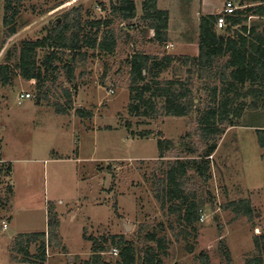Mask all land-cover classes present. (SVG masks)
Segmentation results:
<instances>
[{
    "label": "rangeland",
    "instance_id": "1",
    "mask_svg": "<svg viewBox=\"0 0 264 264\" xmlns=\"http://www.w3.org/2000/svg\"><path fill=\"white\" fill-rule=\"evenodd\" d=\"M110 1L21 0L17 32L6 38L4 0H0V63L8 50L17 54L20 42L42 38L57 19L62 21L65 12L81 8L82 20L109 18ZM134 1L140 14L141 0ZM224 1L207 2L212 9L219 8L218 13ZM189 2L159 1L158 7H168L171 13L170 41L164 47L153 44L152 48L143 43L149 31L144 26L135 27L137 20L129 27L114 19L112 27L118 37L115 53L97 55L88 50L86 60L74 63L72 84L61 68L57 79L44 85L46 97L42 99L36 93L35 81L24 80L14 67L15 57H11V81L0 86V158L3 155L12 161L8 179L0 160V264H17L20 256L12 248L18 234L47 229L50 202L59 220L60 245L46 248V264L88 259L93 246V240H86L90 237L99 243L107 240L103 257L111 262L117 257L113 248L119 251L110 242L112 236L131 242L142 253L144 247L155 246L147 238L152 231L166 240L165 253H160L162 264H198L201 251L208 253L211 264H224L220 241L230 252V264H244L258 254L253 238L264 234V148L258 146L255 130L247 125H264V112L246 109L241 118L234 119L235 126L224 129L216 150L208 157L207 180L195 170L188 171V190H193L195 199L202 202L199 219L194 223L196 231L178 222L176 212H170L168 206L162 209L156 198L160 191L156 179L163 177L169 164L177 158H198L205 143L199 135L196 112L185 117L152 118L139 113L143 106L139 112L133 109L139 101L129 89L127 58L135 49L129 46L141 48L139 35L144 30L140 50L159 57H178L184 51L191 58L195 46L182 43L194 39L202 0ZM183 3L190 12L185 23L179 12ZM41 53L39 50L38 58ZM192 67L189 60L179 58L160 73L159 79L186 81L196 108L201 109L212 86L207 80L197 79L196 73H188ZM64 89L72 94V107L58 114L55 108L67 107ZM26 92L30 97L21 98L20 94ZM251 100L247 97L245 102ZM162 101L155 100L156 108ZM81 108L91 115L76 112ZM159 140L168 142L162 158ZM8 183L12 193L5 204ZM239 200L249 201L251 219L234 211L233 203Z\"/></svg>",
    "mask_w": 264,
    "mask_h": 264
},
{
    "label": "trees",
    "instance_id": "2",
    "mask_svg": "<svg viewBox=\"0 0 264 264\" xmlns=\"http://www.w3.org/2000/svg\"><path fill=\"white\" fill-rule=\"evenodd\" d=\"M58 1L62 3V0ZM252 2L257 5L247 10L254 14L261 9L264 10V0H252ZM20 5L21 0H4L3 25L6 27V38L17 32L16 19L20 13ZM101 7L106 10L104 4ZM109 8L111 16L105 19L82 20L81 8L65 12L62 21L53 23L42 38L20 42L16 55L8 50L4 61L0 63V86H5L11 81L12 70L9 62L11 57L16 59L14 67L18 69L20 76L26 81H35V90L39 99L46 97L43 91L44 85L49 80L55 81L56 74L61 68L72 84L74 63L86 60L88 50L96 51L97 55L115 53L118 37L112 27L114 19L127 23L129 27L137 20V24L153 31V36L150 38L152 43L159 47L167 45L168 12L157 7V0H141L140 16L137 15L134 0H111ZM242 11L236 10L235 16H230L233 25H241L245 21L248 14ZM218 15L204 14L199 17L198 54L196 57L183 59L184 62L189 60L193 66L188 73H196L197 79L207 80L212 86L208 101L201 109L196 108L192 90L185 84L186 81L159 79L160 73L169 68L179 57L170 54H163L159 57L133 49L127 58L129 89L135 93L134 96L139 101L133 106L135 111L139 112L140 107L143 106L139 113L152 118L159 115L185 117L191 112H196L199 135L205 143L204 152L199 154L198 158L175 159L169 164L163 177L156 179L158 190H160L156 192V198L161 208L168 206L170 212H176L177 221H183L189 225L193 232L196 231L194 223L199 219L202 202L195 199L193 190H188V171L195 170L203 180H207L210 170L208 157L216 150L224 129L235 126L234 119L241 118L246 109L264 112V31L261 34H254L255 26L249 28V37L243 34H239L237 38L226 37V34H218L215 31ZM240 27L243 31L246 30V26ZM119 30L123 32L125 28L120 27ZM143 33L144 30L141 34ZM125 35L127 39L128 33ZM129 47L135 48L133 44ZM39 50L42 51L40 58H38ZM226 56L228 57L225 59ZM246 83L248 86L245 88ZM177 85L180 87L177 88ZM243 89H245L244 93ZM63 92L67 98V107L55 108L58 114L67 113L72 107V94L68 89H64ZM146 94L147 97L144 96ZM247 95L253 97V101L245 102L244 98ZM159 98L163 101L160 108H156L155 100ZM75 110L80 115H91L82 108ZM249 126L255 127L257 144L260 148H264V125H247ZM158 147L159 158H162L168 142L159 140ZM189 152L194 153L192 150ZM1 166L5 167L6 175L9 176L10 163L3 162ZM11 193L12 188L8 183L9 198H5V204L10 200ZM233 205H235L236 213H243L249 219L252 218L248 200H239ZM46 226V231L18 234L12 248L15 254L20 256L17 264H46V248L60 245L58 241L59 220L55 206L51 202L47 209ZM147 238L155 242V246H146L143 252L139 253L131 242L122 237L112 236L110 242L118 247L119 251L115 260L111 262L103 257L107 249L105 246L107 240L103 239V242L99 243L90 237L86 240H93L91 256L72 264H162L160 255L165 253L166 247L164 236H158L156 231H152L147 234ZM253 242L258 254L246 259L244 264H264L262 257L264 255V234L255 236ZM220 246L223 248L221 254L224 264H230L231 257L228 248L222 241H220ZM188 249L191 250L192 246ZM61 250L65 251V248L62 246ZM198 264H211L206 251L198 254Z\"/></svg>",
    "mask_w": 264,
    "mask_h": 264
},
{
    "label": "crops",
    "instance_id": "3",
    "mask_svg": "<svg viewBox=\"0 0 264 264\" xmlns=\"http://www.w3.org/2000/svg\"><path fill=\"white\" fill-rule=\"evenodd\" d=\"M159 1H161V0H157V7H158V4H159ZM165 1H169V3H170V2H172L174 0H164V2ZM189 1L190 0H188L187 2H189ZM207 1L208 0H204V1L202 0L201 7H200V9H201V15H204V14H219V12L217 13V11L219 10V8H218V10L215 9V8L212 9V5L209 2H207ZM226 1L227 0H225L223 2L222 7H220L221 9L224 7V4H225ZM190 3L191 2H189L188 4H190ZM183 4L180 5V9L181 10L179 12L181 13L182 20L185 23L187 20L190 19V12L187 13V7H188V5H186V4L183 5ZM233 4L236 6V10H243L242 12H245L248 15H247L245 21H243L241 23V25L240 24L239 25H233L231 23V21H230V16H235L234 15L235 12L233 14H231V15L225 16V24H224V26L223 27H220V28L217 25L215 26V31L218 34L224 33V34H226V37H233V38H237L239 34H243L244 36L249 37V28H253L255 26H256V31H253L254 34H256V33L257 34H261L264 31L263 30L264 29V10L261 9V10H259L258 13H255V14L252 11L247 10L248 8H252L253 6H256L257 3H253L252 0H239V4H236L235 3V0H233ZM158 8L159 9H162L160 7H158ZM163 10H166L168 12V29H167V33H168V43H167V45H168L169 44V41H170V35H171L170 34L171 33L170 32L171 13H170V9L168 7L163 8ZM140 14H141V10H140ZM140 14H137V15L140 16ZM201 15L198 14L197 19H196V22H195V25H194V27H195V33L193 34L194 35V39L193 40L192 39H189V42L185 41V42L182 43V45H185V46H187V45L190 46L192 44L195 46V53L193 55H189V57H196L197 54H198V48H197V39L198 38H197V34H198L199 17ZM191 16H192V12H191ZM183 17H185V18H183ZM240 26H246V30L243 31V29H240L241 28ZM135 27H140L139 29H142L141 27H143V26H140L139 24L137 25V23H136L135 24ZM223 29H225V31H223ZM147 30L149 31V36H146V39L143 40V43H145V44L148 43V45L153 48V44L154 43H152L151 42V39H150L153 36V31L152 30H149V29H147ZM139 37H140L139 38L140 40L143 39L142 34L139 35ZM190 38H193V37L190 36ZM140 40H139V42H140L139 45H141V48H142L143 47L142 45H144V44ZM154 46H155V44H154ZM185 46H184V48H186ZM141 48L138 46V47H135V50L136 51L145 52L143 50H140ZM145 53H147V52H145ZM178 54H179L178 57L180 59L188 58V55L184 51H180ZM227 57L228 56H226L225 59ZM263 84H264V82H263ZM258 85L259 84H257V86ZM244 86L246 88L248 86V83H246ZM244 91H245V89L242 90L243 93H244ZM247 97L249 98L251 96L250 95H247L244 98V100ZM251 101H253V97H252V100ZM243 115H244V113H243ZM247 128H253L255 130V127H252V126L247 127ZM0 160H1V162H4V163H12L11 160L6 159L3 155H1ZM11 174L12 173L10 171V175ZM8 179H10V176H8ZM43 231H46V229H44ZM37 232H39V231H37Z\"/></svg>",
    "mask_w": 264,
    "mask_h": 264
},
{
    "label": "built area",
    "instance_id": "4",
    "mask_svg": "<svg viewBox=\"0 0 264 264\" xmlns=\"http://www.w3.org/2000/svg\"><path fill=\"white\" fill-rule=\"evenodd\" d=\"M236 10V6L233 4V0H227L224 4V7L221 9V11L219 12L218 18H217V22L216 25L220 28L223 27L225 24V16L231 15L235 12ZM110 93H112V90H109ZM21 98H29L30 97V93L26 92V93H21L20 94ZM113 254H117V250L116 248H113Z\"/></svg>",
    "mask_w": 264,
    "mask_h": 264
},
{
    "label": "water",
    "instance_id": "5",
    "mask_svg": "<svg viewBox=\"0 0 264 264\" xmlns=\"http://www.w3.org/2000/svg\"><path fill=\"white\" fill-rule=\"evenodd\" d=\"M56 22H60V19H57ZM124 229L128 230V226L126 224H124Z\"/></svg>",
    "mask_w": 264,
    "mask_h": 264
}]
</instances>
